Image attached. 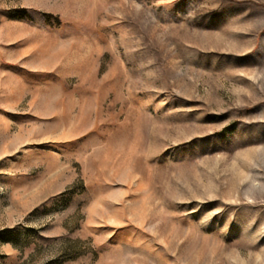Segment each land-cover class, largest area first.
Instances as JSON below:
<instances>
[{"label": "rangeland", "instance_id": "obj_1", "mask_svg": "<svg viewBox=\"0 0 264 264\" xmlns=\"http://www.w3.org/2000/svg\"><path fill=\"white\" fill-rule=\"evenodd\" d=\"M0 264H264V0H0Z\"/></svg>", "mask_w": 264, "mask_h": 264}]
</instances>
